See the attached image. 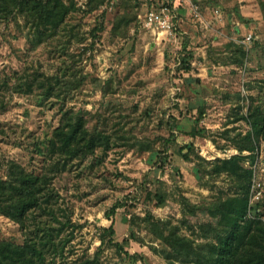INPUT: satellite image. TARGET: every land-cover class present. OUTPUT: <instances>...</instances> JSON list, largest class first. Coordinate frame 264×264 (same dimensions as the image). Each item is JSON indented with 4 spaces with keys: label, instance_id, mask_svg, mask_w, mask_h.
Returning <instances> with one entry per match:
<instances>
[{
    "label": "rangeland",
    "instance_id": "1",
    "mask_svg": "<svg viewBox=\"0 0 264 264\" xmlns=\"http://www.w3.org/2000/svg\"><path fill=\"white\" fill-rule=\"evenodd\" d=\"M64 2L75 8L37 46L21 14L0 18V176L13 161L59 193L54 215L27 220L41 238L46 224L62 230L48 263L84 264L101 247L100 264H181L151 223L206 242L211 204L240 195L234 177L217 171L234 156L252 171L248 211L264 220V132L250 117L264 113V0ZM164 4L174 15L167 32L145 22ZM71 113L110 146L68 163L55 154ZM0 240H25L1 213Z\"/></svg>",
    "mask_w": 264,
    "mask_h": 264
},
{
    "label": "trees",
    "instance_id": "2",
    "mask_svg": "<svg viewBox=\"0 0 264 264\" xmlns=\"http://www.w3.org/2000/svg\"><path fill=\"white\" fill-rule=\"evenodd\" d=\"M95 2L89 0V4ZM74 8V3L68 5L64 0H0V18L10 20L21 14L25 18V25L34 34L32 41L37 46L59 31ZM71 83L74 88L80 86L75 80ZM21 90L22 85L19 86ZM54 90L52 88L48 92L54 94ZM71 114L67 116L63 130L57 129L59 140L53 141L55 154L64 157L68 163L75 158L86 159L103 144L110 146V136L103 131L90 130L82 115ZM250 117L257 134L261 135L264 132V113L255 108L251 110ZM244 147L254 150L253 145L245 144ZM240 160V157L234 156L217 166L219 173L228 171L234 177L240 195L221 198L211 204L208 212L216 218V222H206L201 226L206 242L195 243L182 236L177 227L151 223L153 231L166 246L164 254L171 261L176 259L181 264H264V220L262 215H253L248 211L251 208L248 194L252 171L241 166ZM49 183L47 177L34 175L16 162L7 164L6 175L0 176V213L21 224L25 240L23 244L0 240V264H55L48 263V254L56 253L61 248L58 232L62 230L46 224L42 228L44 233L41 238L27 229L29 216L35 220L37 213L54 215L49 205L58 203L60 196L55 189L49 188ZM163 200V196H160V201ZM195 211L193 209L192 212ZM56 221L59 227H64L59 218ZM189 227L193 228V225L190 223ZM114 233L112 227L103 228L102 242L106 243V239ZM100 248L95 258L84 264H100Z\"/></svg>",
    "mask_w": 264,
    "mask_h": 264
},
{
    "label": "built area",
    "instance_id": "3",
    "mask_svg": "<svg viewBox=\"0 0 264 264\" xmlns=\"http://www.w3.org/2000/svg\"><path fill=\"white\" fill-rule=\"evenodd\" d=\"M168 1L175 4L176 2L188 1V0H168ZM173 16L174 15L173 13H171L170 8L164 4L163 6H161V8H155V7L150 8L146 13L145 22L150 26H155L156 28H158V30L167 32L170 31L174 26ZM252 39H253L252 34H249L246 37L247 42L248 41L250 42Z\"/></svg>",
    "mask_w": 264,
    "mask_h": 264
},
{
    "label": "crops",
    "instance_id": "4",
    "mask_svg": "<svg viewBox=\"0 0 264 264\" xmlns=\"http://www.w3.org/2000/svg\"><path fill=\"white\" fill-rule=\"evenodd\" d=\"M189 1V0H188ZM188 1H185V2H188ZM181 2H184V1H181ZM176 4V3H175Z\"/></svg>",
    "mask_w": 264,
    "mask_h": 264
}]
</instances>
